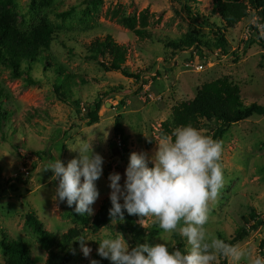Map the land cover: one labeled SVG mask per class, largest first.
<instances>
[{"label":"rangeland","instance_id":"374dc122","mask_svg":"<svg viewBox=\"0 0 264 264\" xmlns=\"http://www.w3.org/2000/svg\"><path fill=\"white\" fill-rule=\"evenodd\" d=\"M184 3V0H54L43 11L35 6L34 0L0 1V14L10 13L24 31L43 17L50 20L56 33L47 59L74 76V81L58 94L54 89L53 68L44 66L43 61L27 70L23 64L24 74L17 78L0 62V105L4 114L0 119V240L5 235L25 242L34 264L42 263L47 253L25 224L26 215L34 213L46 230L56 234L73 225L70 212L74 206L55 199L58 181L51 170H42L45 162L57 158L66 166L77 155L71 148L81 139L92 141L94 152L104 157L103 175L96 181L100 195L93 205L95 214L109 196V174L120 173L123 184L130 153L153 155L161 123L170 117L173 106L192 99L202 83L228 76L239 85L244 103H264V48L258 40L262 29L257 13L251 10L234 27L224 28L217 13H212L213 0H190L192 15L183 8ZM70 8L74 9L70 16H57ZM144 9L150 33L144 38L136 36L113 15L114 11H122L138 16ZM252 27H258L259 38L249 44V32L256 33ZM218 29L228 42L226 53L213 45V30ZM187 34L208 40L209 46H172L171 41ZM107 35L126 46L125 65L138 78L127 77L120 71H105L95 57L86 58L89 42ZM29 78L33 82H28ZM96 102L101 103L98 120L90 122L87 113ZM118 115L125 144L114 132ZM217 125L216 120H202L199 130L213 138ZM220 142L224 183L217 198L210 202V220L205 227L214 236L231 238L239 227L247 228L254 223L247 220L253 208L263 223L236 245L247 248L253 258L264 255V249H260L264 239V116L252 115L233 123ZM133 218L139 223V217ZM143 227L152 233L144 243H169L170 251L174 248L186 251L189 247L178 233H164L152 218H147ZM111 231L123 234L130 248L141 244L118 223H109L85 235L91 239L86 242L93 249L91 257L85 258L79 245L73 246L71 253L73 248L76 251L68 264H89L90 259H96L99 241L112 235ZM222 258L218 257L214 263ZM0 264H5L1 246ZM227 264L231 261L227 260Z\"/></svg>","mask_w":264,"mask_h":264},{"label":"clouds","instance_id":"9594fccd","mask_svg":"<svg viewBox=\"0 0 264 264\" xmlns=\"http://www.w3.org/2000/svg\"><path fill=\"white\" fill-rule=\"evenodd\" d=\"M156 143L151 156L130 153L123 184L120 173L109 174L110 223L123 222L125 213L139 217L141 226L152 218L164 233L183 237L188 249L170 251L169 243H143L130 248L123 234L111 231L112 235L99 241L97 255L111 264H214L221 256L231 264H264V255L253 258L247 248L230 244L205 227L210 220V202L224 183L222 142L186 124L176 126ZM70 150L77 155L66 166L55 158L45 162L42 170H51L58 181L55 199L59 203L74 206L79 216L94 215L93 205L100 195L96 181L103 175L104 157L94 152L92 141L81 139ZM89 240L84 235L75 240L85 258H90L93 251L86 243ZM75 251L73 248L72 253ZM89 264L101 261L90 259Z\"/></svg>","mask_w":264,"mask_h":264},{"label":"trees","instance_id":"16d2710c","mask_svg":"<svg viewBox=\"0 0 264 264\" xmlns=\"http://www.w3.org/2000/svg\"><path fill=\"white\" fill-rule=\"evenodd\" d=\"M53 1L34 0L35 6L41 8L43 11L49 9ZM184 1L183 8L187 13L192 15L191 5L189 4L190 0ZM73 10V8H70L67 11L57 13V16L66 18L72 14ZM251 10L257 13V22L262 29V35L259 38L258 27H252L256 33L249 32L250 41L248 43L254 42L255 37L258 36L260 45L264 48V0H213L212 13H217L224 24V28L234 27L243 18L247 17ZM113 15L136 36L140 38L150 36V33L146 29L148 24L147 9L142 10L138 16L135 14L127 15L122 11L120 13L114 11ZM213 32L215 36L213 45L220 49L222 53H226L228 42L223 32L221 29L213 30ZM55 33L56 27L47 17H43L33 28L24 31L15 23L10 13H1L0 62L10 68L12 76L17 78L24 74L23 64H25L27 70L31 69L33 64L43 61L44 66L53 68L56 75L54 89L59 94L60 90L63 91L74 81V76L64 71L60 66L54 63L51 64L47 59V52L50 50V44ZM209 43L208 40L201 41L192 34H187L181 39L171 41L174 48L181 46L190 47L192 45L199 48L200 45L209 46ZM86 50L88 52L86 58L94 59L95 57L105 71H120L127 77L138 78V75L130 72L128 66L125 65L127 59L126 46L117 43L111 36L94 38L89 42ZM27 81L33 82V79L29 78ZM81 81L83 83L86 82L83 79ZM100 108L101 103L96 102L93 109L87 113L90 122L98 120ZM3 115L0 105V119ZM252 115L264 116V103H244L240 95L239 85L228 76H222L202 83L192 99L181 101L173 106L170 117L161 123L158 137L161 138L166 134L170 135L172 130L178 125L190 124L200 129L202 120H216L218 121V125L213 132V139L220 141L233 123L244 120ZM114 132L120 138L121 143L125 144L124 129L119 115L115 118ZM110 207L111 203L108 196L101 202L94 215L79 216L74 212V208H72L70 217L73 225L59 234L46 230L34 213H28L25 217V224L31 228L32 232L37 236L39 246L47 253L46 259L40 264H68L72 257L71 247L79 245L75 241L76 239L81 235L85 236L87 233H95L110 223L108 215ZM248 217L249 219L247 220H253L254 223L250 224L247 228L239 227L231 238H225L222 235H219V238L236 245L251 230H254L263 223L261 215L253 208L250 209ZM118 224L123 231L141 244L152 234L147 233L146 229L133 216L127 215V213H125L123 222H119ZM0 246L5 264H34L30 248L22 240L9 239L4 235L0 240ZM260 249H264V239L260 242ZM96 259L100 260L101 264H110L107 259H102L98 255ZM214 264H227V260L223 257L222 260Z\"/></svg>","mask_w":264,"mask_h":264},{"label":"built area","instance_id":"2783aa9c","mask_svg":"<svg viewBox=\"0 0 264 264\" xmlns=\"http://www.w3.org/2000/svg\"><path fill=\"white\" fill-rule=\"evenodd\" d=\"M27 172V171H26Z\"/></svg>","mask_w":264,"mask_h":264}]
</instances>
